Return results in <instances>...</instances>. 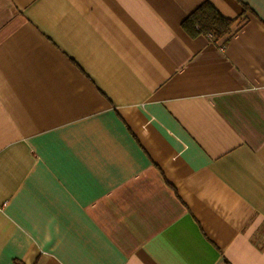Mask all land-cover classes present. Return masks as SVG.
<instances>
[{"label":"crops","instance_id":"1","mask_svg":"<svg viewBox=\"0 0 264 264\" xmlns=\"http://www.w3.org/2000/svg\"><path fill=\"white\" fill-rule=\"evenodd\" d=\"M0 264H264V0H0Z\"/></svg>","mask_w":264,"mask_h":264},{"label":"trees","instance_id":"2","mask_svg":"<svg viewBox=\"0 0 264 264\" xmlns=\"http://www.w3.org/2000/svg\"><path fill=\"white\" fill-rule=\"evenodd\" d=\"M233 20L221 16L209 3H202L182 22V27L191 37L201 34H211L214 40H219L231 30Z\"/></svg>","mask_w":264,"mask_h":264}]
</instances>
